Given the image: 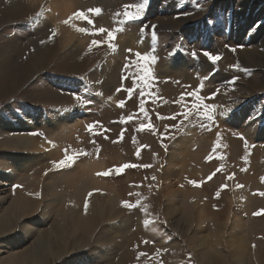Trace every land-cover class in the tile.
Returning <instances> with one entry per match:
<instances>
[{
	"label": "rangeland",
	"instance_id": "374dc122",
	"mask_svg": "<svg viewBox=\"0 0 264 264\" xmlns=\"http://www.w3.org/2000/svg\"><path fill=\"white\" fill-rule=\"evenodd\" d=\"M10 1L3 0L0 10ZM20 1L24 12L15 16L8 11L9 20L0 23V120H11L20 126L21 134L47 146L39 148L40 143L34 150L12 146L8 140L13 134L0 122V171L12 168L10 154L20 157L21 168H30L25 175L0 179V196L5 197L0 203V264H264V213L254 215L264 209V196L260 195L264 192V136L251 140L240 132L242 126L235 127L240 142L248 148L247 155L253 156L255 150L257 156L245 164L241 158H236L238 163H228L230 158L210 144L217 135L213 122L200 119L195 112L196 105L217 100L223 86L233 104L254 97L264 101V66L232 55L256 48L264 56V41L258 38L264 24V0H149L139 20L124 24L120 21L125 6L142 0H86L82 11L92 15L88 16L92 24L81 17L88 38L83 52L86 67L78 72L65 70L61 64L70 54L66 47L55 45L54 56L45 65L35 63L32 55L46 50L57 34L53 22L40 19L39 8L29 0ZM246 1L255 4L251 14L249 7L242 9ZM235 11L243 19L249 17L241 28L234 24ZM170 19H176L177 24ZM151 25H156L155 37ZM101 27L106 31L98 32ZM108 31L113 32L114 39L109 40ZM93 40L102 43L93 45ZM120 42L130 45L121 48L125 53L133 51L131 56H124L109 99L99 84L92 88L91 75L101 71L103 60L113 55ZM192 50L197 51L196 58L190 55ZM203 51L221 59L213 63ZM137 52L142 56L138 58ZM153 55L155 61L150 60ZM176 59L183 63L175 71ZM203 62L209 67L199 68ZM27 64H33L36 71L27 72ZM236 64L239 69L233 67ZM17 67L21 69L14 73L20 84L11 89L7 84L11 77L1 78ZM218 78L223 79L216 81ZM234 78L238 79L229 83ZM128 88H133L132 93L126 91ZM197 88V96L186 95ZM120 101H124L123 106ZM73 106L80 107L75 116L78 124L71 132L67 127L57 128L60 118ZM212 111L214 123L223 122L217 107ZM186 112L191 113L188 119L183 116ZM129 116L133 118L129 120ZM23 118L27 122L22 126L19 123ZM185 137L199 139L205 146L199 163L190 158L196 144L187 143L183 148L182 153L188 154L184 166L170 178L172 189L181 187V191L167 206L164 184L168 179L163 170L169 149L179 139L187 141ZM66 153L73 157L67 162L70 166L55 167L53 162L64 159ZM100 161L102 165L90 173L86 163ZM123 164L137 166L117 174L115 167ZM109 169H113L111 174L98 175ZM90 174L102 184L85 190L89 187L86 184L92 183ZM50 177L54 181L48 195L44 183ZM175 180L180 181L175 184ZM110 199L117 210L107 219ZM137 200L140 204L133 208L122 204H136ZM242 200L251 203L250 215H241L239 222L244 227L240 235L244 251L234 252L228 241L236 223L226 212L232 210L238 218ZM21 202L27 204L22 209L25 218L15 223ZM145 205L147 212L143 210ZM86 216L91 227L85 224ZM145 220L150 223L145 225ZM23 227L30 232L22 234ZM198 247L204 249L194 252ZM38 252L41 259L35 258ZM89 254L94 256L92 261L87 259ZM209 255L214 261H207Z\"/></svg>",
	"mask_w": 264,
	"mask_h": 264
},
{
	"label": "bare ground",
	"instance_id": "6f19581e",
	"mask_svg": "<svg viewBox=\"0 0 264 264\" xmlns=\"http://www.w3.org/2000/svg\"><path fill=\"white\" fill-rule=\"evenodd\" d=\"M241 3V2H240ZM243 7L242 9L245 8H250L249 12L251 14L252 10L255 8V4L249 3L248 1L243 2ZM4 4L3 0H0V6ZM29 4L35 6V8H39L40 12V19L42 20H50L54 24V29L55 33L57 34L56 41L53 44H47L46 47L47 49L44 51H40L38 47H36L39 53L36 55H32L35 60V63H39L42 65H45L47 63V59L54 56V51L57 47H66L67 50L69 51V57L64 59L62 61V66L65 68V70L68 71H74L78 72L80 70H85L86 63H85V58L86 56L83 55V52L85 51V44L88 38V32H80L78 31L79 28H85L86 29V24L80 21L81 17L80 16H74V13L77 12H83L84 8L86 7V0H29ZM6 6L3 7V9L0 10V23L4 22L6 23L9 20V16L7 15L8 11H12L15 13V16L21 14L24 12V6L23 3L20 0H11L8 4H5ZM239 5V3H238ZM32 7V6H31ZM249 14V16H250ZM86 15V14H85ZM234 24L235 26L237 25L238 28H241L243 24H247L248 18L243 19V17L240 16V14L235 11L234 13ZM91 17L92 15H88ZM258 16V14L254 15ZM69 17H72V19L68 23H64L65 20H68ZM254 17H250V20H253ZM172 20L171 23L173 25L177 24V20ZM101 24V23H99ZM241 25V26H240ZM262 26L260 27V32L258 38L261 41H264V24H261ZM99 26V25H98ZM237 28V29H238ZM57 46L56 48L54 46ZM125 45V42H120L118 49L113 52V55L109 56L102 65L101 71H94L92 73V80L94 81L92 83V88H95L98 84L100 85L102 91L109 97L114 94V87L116 86L117 82V72L123 68V60H125L124 56H131L129 53H125L121 48H123ZM130 46V45H127ZM126 47V46H125ZM124 47V48H125ZM129 49V48H128ZM133 51V50H132ZM232 55H237L238 59H243L244 61L246 60L247 63L250 64H258L261 66H264V56L261 55V53L256 52V48H249V49H244L242 52L238 51L236 54ZM102 63V62H101ZM130 63V62H128ZM183 62L180 59H176L175 62L173 63L174 65H177L175 67L176 70H180L181 67H179ZM34 64V63H33ZM33 64L26 65L24 69L27 71H33L35 68ZM61 66V67H62ZM130 66V65H129ZM201 69H206L209 67V64L206 62H203L199 65ZM101 67V66H100ZM122 67V68H121ZM21 68H15L12 71V74H8L6 77H3L1 79L7 80L8 78L11 77V79L8 80L7 84H10V88H16L19 86V79L16 78L17 73H14L15 70H18ZM23 69V68H22ZM27 71V72H28ZM36 71V70H35ZM33 71V73L35 72ZM32 73V74H33ZM31 74V75H32ZM185 75V74H184ZM102 77V78H101ZM223 78H218L216 81H220ZM223 85V84H222ZM227 87L223 86L221 88V94H219L217 97L218 99L215 100L214 102H208L204 101L209 104H214L217 105V110H219L220 114L224 113L221 115L223 122L218 121L217 123L213 122V127H215L217 130V135L214 136V138L210 141V144H213L219 150L221 151V154L225 155L226 158H230V160H227L228 163L232 162L235 160L237 163L239 162L238 159L236 158H241L243 160V164H245L246 160L249 159V161H253L255 159V156H257L256 151L254 150V155L249 156L248 154V148L243 146V143L240 142L238 136L239 131L235 130V127L242 126L240 129V132L243 133V135H246L249 139H260L261 136H264V101L258 102V97H254L251 100L248 101H242L238 103L233 104L232 101H230L229 95L227 94ZM105 95V96H106ZM216 97V98H217ZM80 107L79 106H73L70 109L67 110V112L64 114V118H60L61 121H59L57 128L61 127H67L69 131L71 132V129L74 128L78 122L75 119V116L79 113ZM74 117V118H73ZM246 117V119H244ZM21 118V117H20ZM4 120V119H3ZM2 122L4 128L11 132L13 134L12 137L8 140L9 144H12V146L19 147V148H27V149H32L34 150L35 147L38 145L39 148H44L47 146L46 142H37L33 137H30L28 135H23L21 134L18 130L19 127L18 125H14L11 120H0ZM27 122L26 119H22L20 125H25ZM57 124V123H56ZM65 124V125H64ZM31 125V124H30ZM228 125V126H226ZM21 126V127H22ZM15 131V132H14ZM68 131V132H69ZM73 131V130H72ZM186 138V137H185ZM263 138V137H262ZM183 139V138H182ZM182 139H179L175 142V147H171L169 149V153L167 155V165L165 166L163 170V176L165 180L168 179V181H165L166 183L164 184L165 188V200L168 201L169 203L167 206L172 203L171 201L178 199L179 193L181 191V187H177L175 189H172L171 181L170 178L176 177L177 172L184 166L183 159L186 155V153H182L183 148L187 145V143L192 146V144H196L197 147L194 151V153H190L191 156V161H195L199 163V156L202 153V148L205 146L204 142H198L199 139H187V141H183ZM51 143V142H50ZM231 150L234 152V154L231 153ZM36 150V149H35ZM197 150L199 152H197ZM235 150V151H234ZM246 154H244V153ZM8 158L12 161V168L10 169H3L0 171V174L2 175L1 178H8V177H15L16 175H25L26 172L30 168L26 167H20V157L16 156L14 154L7 155ZM40 156V155H38ZM42 156V155H41ZM40 159V158H38ZM57 159V158H56ZM42 160V159H40ZM43 161V160H42ZM41 161H38L40 163ZM103 162H88L86 163V167L88 168L89 172L91 173L92 170L99 168L102 165ZM39 165V164H38ZM16 172V173H15ZM90 181L92 183H87L89 187H87L85 190L90 189L91 185H98L102 184V182L97 178L94 177L90 174ZM25 178H28L26 176ZM52 177L46 180L44 183L45 185V192L50 195L52 188L50 187L52 180H50ZM180 180H175V184L178 183ZM2 183V182H1ZM27 189H30V186H28V183L26 184ZM1 192V190H0ZM243 197L246 198V194H243ZM5 200V197L0 196V203ZM177 200L176 202H178ZM114 201L109 200V215L106 217L107 219L112 218L115 213H116V208L114 207ZM26 203L21 202L18 206L19 209V214H17L15 218V223L18 221H23L24 220V209L26 207ZM251 203L249 200H242L240 202V206H242V209H240L238 212L240 216L238 218L236 217V214H232V210L226 212V215H232L230 217V221L232 223H236L234 226V230L232 231V234L229 235V246L233 247V251L235 252L236 250H241L244 251V246L241 245L242 243V237L240 235H243L244 233V227L241 221V215L242 217H247L250 215V208ZM166 214L169 213V210L165 212ZM225 215V217H226ZM88 221V222H87ZM240 222V223H239ZM86 226L91 227L93 224L89 221V219L86 216V221H85ZM84 224V225H85ZM25 225V224H24ZM29 231L30 228L23 227L22 228V234L25 232ZM207 240V239H206ZM199 245V244H198ZM11 247V246H10ZM9 249V248H8ZM12 249V248H10ZM204 248L203 247H198L197 249L194 250V252H199L202 251ZM33 251H35L33 249ZM3 251H0V254ZM6 252V251H5ZM36 252V251H35ZM202 255H205L203 252L200 253ZM36 259H41L42 255L38 252V254L35 257ZM214 256L209 255L208 257V262L214 261ZM88 261H92L94 259L93 254H89L87 257ZM237 261V260H236ZM235 261V262H236Z\"/></svg>",
	"mask_w": 264,
	"mask_h": 264
},
{
	"label": "snow or ice",
	"instance_id": "6c2138e0",
	"mask_svg": "<svg viewBox=\"0 0 264 264\" xmlns=\"http://www.w3.org/2000/svg\"><path fill=\"white\" fill-rule=\"evenodd\" d=\"M148 3H149V0H142L141 3L135 4V5H132V6H128V5H126V6H125V11L123 12V17H124V19L121 20L120 23H121V24H124L126 21H127V22H132V21L139 20V19L141 18V16L143 15V13H144V9L147 7ZM198 6H199V5H198ZM129 7H134V8H135V11H129V10H128ZM88 11H89V12L95 11L96 13H99V12H100V9H94V10H93V9H89ZM73 15H74V16H80V17H83L85 20H88V16H86L84 12H77V13H74ZM71 19H72V17H69L68 20H65V21H64V23H68ZM88 23H89V24H92V21H91V20H88ZM150 27L153 29V31H152V36L155 37V36H156V32H155L156 25H151ZM142 30H143V29H142ZM78 31H80V32H86L87 29H85V28H79ZM97 31L103 33V32H105L106 30H105L104 28L101 27V28L97 29ZM53 34H54V33H53ZM107 35H108L109 40L114 39V35H113V32H112V31H108V32H107ZM42 43H43V41H42ZM100 43H102V42H101V41H97V40H93V41H92V44H93V45L100 44ZM90 47H91V45H90ZM113 47H114V45H113ZM177 47H179V45H177ZM128 51L131 52L132 50L129 49ZM232 51H235V49L233 48ZM202 54H203V56L207 57L209 61H211V62H213V63H215L216 61H218V60L221 59V57H220L219 55H214V54H212V53L209 52V51H203ZM190 55H191L193 58H196L197 55H198V53H197V51L192 50V51L190 52ZM136 56L139 58V57L142 56V54L139 53V52H137V53H136ZM143 58H144L145 60H148V59H149L147 56H144ZM150 60H151V61H155V60H156V57L153 55V56L150 58ZM128 66H129V65H125L126 68H127ZM233 67L239 69V68H240V65H239V64H236V65H234ZM245 71H248V70L245 69ZM141 79H143V77H141ZM235 79H238V78H234V79H233L232 81H230L229 83H234V82H235ZM202 87H203V84L200 85V88H202ZM200 88H197V89L194 90V92H189V93H187L186 95H188V96H197V95L199 94V92H200ZM117 91H120V89H117ZM126 91L129 92V93H132L133 88H128V89H126ZM217 91H219V90L217 89ZM101 94H102V93H101ZM140 94H141V96H144V91L141 90V93H140ZM184 95H185V94L182 93V98H183ZM214 95H215V93L212 94V96H214ZM211 98H212V97H208V99H211ZM77 99L80 100L81 98H80V97H77ZM109 99H111V97H109ZM201 99H203V97H201ZM123 104H124V101H120V106H123ZM143 106H144V101L142 100V101H141V104H140L141 109H143ZM216 107H217V105H214V104H207V103H205V104H203V105H196V106H195V112H196L197 116H198L200 119H202V120H203V119H206L207 121H210V122H211V121H214V120H215L214 111H212V110H214ZM201 108L203 109L202 111H201ZM190 114H191L190 112H186V113H184V114H183L184 119H188V116H189ZM223 114H224V113H221V115H223ZM145 115H147V113H145ZM132 118H133L132 116H129V117H128L129 120H131ZM172 119H176V115H173ZM182 122H183V121H181V123H182ZM88 127H89V129H91V128H92V125H88ZM144 127H145V125L142 124V125H141V129H143ZM148 127H151V125H149ZM173 127H177L180 131H183V129L180 128L179 125H173ZM85 154H86V153H85ZM137 155H139V151H137ZM210 158H211V157H209V159H210ZM72 160H73V157L67 155V153H66L64 159L60 160L59 162H53V163H54L55 167H57V168H60V167H67V166H70L67 162H68V161H72ZM136 166H137V165H135V164H123V165H121V166H119V167H115V172H116L117 174H119V173L122 172L123 169H125V168L136 167ZM140 166H141V167H149L150 165H140ZM112 171H113V169H109V170H107V171H105V172H103V173H98V175H105V176H107V175L111 174ZM213 175H215V173H213ZM153 179H155V177H153ZM209 179H211V176H209ZM261 179H262V181H264V177H262ZM191 183L195 184L196 181H191ZM225 186H226V185H224V186H222V187H225ZM236 186H237L238 188H239V187H242V185H239V184H237ZM37 195H38V194H37ZM88 195L91 196L92 193L90 192ZM130 195H131V194H130ZM217 195H219V192L217 193ZM260 195L264 196V192H261ZM122 204H123L124 206H126V207L133 208V207H136L137 205H139V204H140V201L137 200V201H136V204H130L128 201H122ZM85 208H87V202H85ZM143 210H144L145 212H147V206H146V205L143 206ZM262 213H264V209H261L259 212L254 213V215H260V214H262ZM149 223H150L149 220H145V225H148ZM140 255H141V256H144V255H146V254H145V253H140Z\"/></svg>",
	"mask_w": 264,
	"mask_h": 264
}]
</instances>
